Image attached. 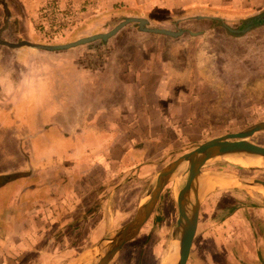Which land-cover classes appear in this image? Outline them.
Segmentation results:
<instances>
[{
  "label": "crops",
  "instance_id": "1",
  "mask_svg": "<svg viewBox=\"0 0 264 264\" xmlns=\"http://www.w3.org/2000/svg\"><path fill=\"white\" fill-rule=\"evenodd\" d=\"M47 1L0 0L2 36L51 43L36 26L40 7ZM59 1L75 6L79 23L92 11L94 16L104 15L118 5L128 9L124 17L142 16L150 23L162 20V14L176 23H226L237 20V13L248 16L243 9L256 5L255 0ZM178 9L184 14H176ZM196 15L206 17L196 19ZM104 18L109 17H94V21ZM156 35L166 40L180 37ZM73 50L0 44V150H14L8 162L0 157V166L13 167L0 171V177L18 174L0 186V264H64L67 256L79 257L78 247L84 241L94 245L105 235L112 193L118 188L125 193L130 182L143 184L139 207L162 168L151 178L153 164L139 156H145L141 144L147 133L150 142H157V126L162 135V103L178 101L177 93H170L173 80L154 71L158 67L149 68L139 53L128 61L124 46H115L106 60L87 67L80 63L79 51ZM158 65L162 69L169 63ZM20 133L26 134L25 139ZM7 135L11 141L2 145ZM19 155H24L21 162ZM116 176L121 180L116 181ZM258 188L236 189L229 193L231 203L215 207L204 206L202 199L188 264H264V187ZM4 191L9 193L6 199ZM163 194L145 224L154 217ZM114 197V202L120 198Z\"/></svg>",
  "mask_w": 264,
  "mask_h": 264
},
{
  "label": "rangeland",
  "instance_id": "2",
  "mask_svg": "<svg viewBox=\"0 0 264 264\" xmlns=\"http://www.w3.org/2000/svg\"><path fill=\"white\" fill-rule=\"evenodd\" d=\"M254 2L256 3L254 7L243 9L244 15L248 16L241 18L238 17L237 13V20L233 22L200 23L191 21L176 23L166 21V14H162V20L150 23L152 27L201 32L199 36H192L190 32H186L177 39L166 40L163 36L139 32L137 25L131 23L107 42L96 40L73 48L79 51L80 63L87 67L106 60L105 56L115 46H124L128 52V61L135 60L139 53V59L141 61L143 58L146 59L149 68L158 67L159 70L154 71L163 73L164 77L173 80L172 85H169L171 92L166 91V93L176 92L178 101L168 100L162 103V135L160 136L157 126V142H150L148 140L151 139L150 134L147 133L148 139L144 144H141L146 147V153L144 157L139 156V158L146 164H153L152 171L149 172L151 178L156 171L178 155L189 151L204 141L228 133L239 132L255 123L264 121V22L240 37L232 34L230 30L229 32L224 26L226 24L233 29H240L245 20L262 15L264 6L261 4L264 3V0H255ZM228 10L234 12L235 8ZM174 12L178 15L184 14L182 9ZM127 13L128 9L119 5L104 15L94 16V11H92L89 13L90 16H86L88 18H83L79 26L69 31L64 37L56 40H51L46 36L43 38L51 43H64L94 33L107 32L119 23L118 20ZM105 15H108L109 18L97 19L99 22L94 21V17ZM12 37L13 35L9 37L4 34L2 38L11 41L20 40ZM139 48L141 50H138ZM161 61L168 62L169 65L160 69L161 66L158 65V62ZM154 71L152 70V73ZM181 93L182 96L179 95ZM151 113L153 114L154 111ZM153 120L154 118H151V121ZM158 120L157 117V122ZM147 121L149 122L148 119ZM25 135V133L19 134L20 138L23 137V139H25ZM159 137H161L160 140H158ZM10 138L7 135L6 140L3 139L2 145H5ZM251 140L264 144V131L255 133ZM11 152L14 150H0V157L3 158V162L9 161L6 158L10 156ZM138 154L137 152V156ZM23 157L24 155H19L18 161L21 162ZM12 168V166L3 165L0 166V171ZM120 168L117 167L116 171H120ZM203 171L204 178L226 177L219 180L218 184H225L224 186L219 187L217 185L205 192L203 195L205 196L203 197L204 206L211 204L215 207L231 203L233 198L229 193L235 192L236 189L250 192L254 191L253 189L260 190L258 187L248 186L229 172L264 180L263 168L243 165L234 158L216 159L208 164ZM229 177L236 178L240 184L238 186L229 185V183L235 182ZM10 180L12 178L0 183V186L11 182ZM115 180H121L120 176H116ZM184 181L180 184L182 185ZM145 186L147 189L148 183ZM142 187L143 184L130 182L125 193L122 190L117 191L119 188L115 193H112L110 205L107 207L110 222L107 223L108 228L104 231L105 235L96 239L94 245H88L84 241L81 244L82 247H78L81 253H77V256L98 252L109 245L108 239L113 237L117 229L136 214L139 197L144 194ZM5 191H9V189ZM5 191L4 198L6 199L9 193ZM115 195L120 198L114 202ZM98 207L95 204L94 210H98ZM112 217L113 220H111ZM177 220L178 205L172 182L166 188L152 220L143 225L137 236L124 246L121 254L112 264H172L178 247L172 251L171 255L169 254V247L173 236H180L177 231ZM80 233L84 236L86 232ZM78 241L77 239V243ZM75 258L76 255L67 256L64 259V264H68L71 259ZM85 260L83 258L81 264Z\"/></svg>",
  "mask_w": 264,
  "mask_h": 264
},
{
  "label": "water",
  "instance_id": "3",
  "mask_svg": "<svg viewBox=\"0 0 264 264\" xmlns=\"http://www.w3.org/2000/svg\"><path fill=\"white\" fill-rule=\"evenodd\" d=\"M205 17L204 15L194 16L196 19ZM246 22L248 23L247 30L249 31L264 22V17L257 15L247 19ZM131 23H135L138 30L144 33L167 35L171 37H179L186 32H190L192 35L199 34L198 32H193L188 29H179L176 31L170 28L152 27L149 19L146 17L127 16L107 32L94 33L92 35L80 37L74 41L45 43L20 39L13 42L4 40L2 38V31H0V44L12 48L28 46L37 50L63 51L96 40L107 42L121 29ZM224 26L230 31L236 32V29L226 24H224ZM260 131H264V121L255 123L239 132L214 137L178 155L156 173L148 188L146 198L139 205L136 214L117 229L113 237L108 239L109 245L106 248L98 252L80 255L68 264H81L83 258L86 259L83 264H112L121 254L124 246L137 236L143 225L150 219L157 207L161 195L172 182L178 205L177 231L181 238L180 254L175 264H188L195 246L201 203L205 192L202 187V179H204L203 169L216 159H227L232 155L264 158V144L251 140L252 136ZM186 166L187 171L184 172L181 167L186 168ZM260 168L264 169V167ZM229 174L237 177L240 181L253 188L264 187V180L262 179L251 178L234 172H229ZM180 177L184 178L183 180L185 181L182 185H177V180ZM5 179L6 178L0 179V181H4Z\"/></svg>",
  "mask_w": 264,
  "mask_h": 264
},
{
  "label": "built area",
  "instance_id": "4",
  "mask_svg": "<svg viewBox=\"0 0 264 264\" xmlns=\"http://www.w3.org/2000/svg\"><path fill=\"white\" fill-rule=\"evenodd\" d=\"M80 20V13L73 5L63 4L59 0H48L40 7L36 26L43 36L56 40L74 29Z\"/></svg>",
  "mask_w": 264,
  "mask_h": 264
},
{
  "label": "bare ground",
  "instance_id": "5",
  "mask_svg": "<svg viewBox=\"0 0 264 264\" xmlns=\"http://www.w3.org/2000/svg\"><path fill=\"white\" fill-rule=\"evenodd\" d=\"M228 158H234L236 161H239L243 165L256 166V167H264V158H262V157H245V156L232 155V156H229ZM181 169L185 172V171H187V166H186V168L185 167H181ZM225 178L226 177L213 179L211 177H208V178L206 177V178L202 179V187H203V190L205 191V189H212V188L216 187L219 184V180H223ZM229 178H231V179H233L235 181L233 183H229V185L230 184H234V185L237 186V185L240 184V181H238L236 179L237 177L236 178L229 177ZM183 179L184 178L180 177L177 180V185H180V183L183 181ZM224 185L225 184L218 185V186L221 187V186H224ZM204 187H205V189H204ZM176 247H178V251L174 255L173 263L172 264H175L177 262V260L179 258V254H180L181 238H180L179 235L173 236L172 242H171L170 247H169V252H170L169 254L170 255H171L172 251Z\"/></svg>",
  "mask_w": 264,
  "mask_h": 264
},
{
  "label": "flooded vegetation",
  "instance_id": "6",
  "mask_svg": "<svg viewBox=\"0 0 264 264\" xmlns=\"http://www.w3.org/2000/svg\"><path fill=\"white\" fill-rule=\"evenodd\" d=\"M262 17H264V13L261 15ZM247 20H245L243 26L240 29H236V32H232V34H234L235 36H243L248 30V23L246 22ZM226 29L229 31V29L226 27ZM230 32V31H229Z\"/></svg>",
  "mask_w": 264,
  "mask_h": 264
},
{
  "label": "trees",
  "instance_id": "7",
  "mask_svg": "<svg viewBox=\"0 0 264 264\" xmlns=\"http://www.w3.org/2000/svg\"><path fill=\"white\" fill-rule=\"evenodd\" d=\"M18 174H16V175H7V176H5V177H0V179H3V178H6L5 180H7V179H9V178H12V177H15V176H17ZM4 180V181H5ZM2 181H0V183H1Z\"/></svg>",
  "mask_w": 264,
  "mask_h": 264
}]
</instances>
